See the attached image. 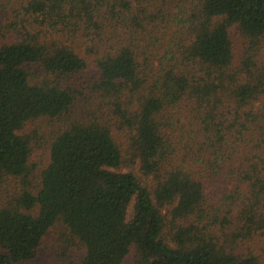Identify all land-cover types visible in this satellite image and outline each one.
Returning <instances> with one entry per match:
<instances>
[{"label":"trees","instance_id":"trees-1","mask_svg":"<svg viewBox=\"0 0 264 264\" xmlns=\"http://www.w3.org/2000/svg\"><path fill=\"white\" fill-rule=\"evenodd\" d=\"M51 233L53 264H264V0H0V264Z\"/></svg>","mask_w":264,"mask_h":264},{"label":"rangeland","instance_id":"rangeland-1","mask_svg":"<svg viewBox=\"0 0 264 264\" xmlns=\"http://www.w3.org/2000/svg\"><path fill=\"white\" fill-rule=\"evenodd\" d=\"M44 151L43 150H38L35 153V159L38 160V162H40L41 160H44ZM132 211H133V203H131V205L129 206L128 209V214L129 217L132 216ZM56 237V233L55 235H53V233L50 234V236L48 237V239L46 240V242L44 243V245L40 248L39 251V255L37 258V261L35 262V264H53V260H49L50 256H48V252L50 251V245L53 243V238Z\"/></svg>","mask_w":264,"mask_h":264}]
</instances>
